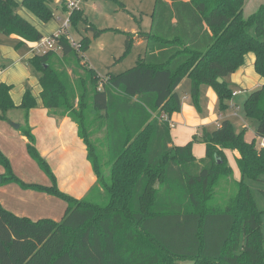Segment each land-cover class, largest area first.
Listing matches in <instances>:
<instances>
[{
	"label": "trees",
	"instance_id": "trees-1",
	"mask_svg": "<svg viewBox=\"0 0 264 264\" xmlns=\"http://www.w3.org/2000/svg\"><path fill=\"white\" fill-rule=\"evenodd\" d=\"M52 2L22 4L49 22L55 17ZM244 6L245 0H155L149 31H122L125 54L137 40L147 42L145 54L133 67L104 78L82 61L90 36L75 47L64 34L60 51L29 59L39 73L44 106L78 124L98 184L82 199L60 190L28 124L37 100L27 87L18 105L26 117L22 131L29 154L52 184L23 181L0 150L5 182L50 192L68 207L60 221L32 220L0 203V264H264V210L246 181H264V147L257 146V137L264 136V84L244 103L246 118L257 121L250 141L248 127L238 131L224 119L216 129L203 128L200 137L175 145L170 122L181 109L177 87L185 77L197 108L201 85L207 84L216 90L222 111L234 97L228 78L249 52L264 77V7L246 17ZM19 7L17 0H0V33L16 35L17 48L44 36ZM71 22L76 29L87 24L94 37L103 32L82 8L71 12ZM12 88L0 84L2 117L17 107ZM94 125L104 130L102 142L93 139ZM198 141L206 145L201 158L193 153ZM226 149L236 153L239 180Z\"/></svg>",
	"mask_w": 264,
	"mask_h": 264
},
{
	"label": "crops",
	"instance_id": "crops-1",
	"mask_svg": "<svg viewBox=\"0 0 264 264\" xmlns=\"http://www.w3.org/2000/svg\"><path fill=\"white\" fill-rule=\"evenodd\" d=\"M17 1L20 4L19 12L33 23L44 36L57 32L61 24L59 17H65L67 12L64 6L59 3V0H53L52 6L55 3L57 10L60 9L62 14L53 18L56 20L54 26L47 28L48 32H45L42 25L46 27L51 20L43 22L22 4L23 0ZM79 7L87 15L86 9L82 6ZM91 23L95 26L93 22ZM138 31L134 33L137 34ZM1 35L0 84L6 82L13 85L11 96L17 107L7 110L5 117L0 115V150L10 160L14 173L23 181L43 185L52 184L50 177L29 154L27 148L28 138L22 131L26 124V117L24 109L18 105L21 104L27 87H31L36 97L37 105L29 111L28 124L35 134L36 146L53 169L60 190L78 199L86 197L98 184V177L88 159L87 145L79 135L78 124L67 115L59 117L51 114L49 109L43 104L40 95L42 86L39 81V73L34 71L29 64V59L35 54L32 50L35 42H28L17 48L16 45L19 40L16 35L7 36L4 34L6 37ZM136 43H145V54L147 42L145 40H137L134 45ZM255 61V53L249 52L246 55L243 66L239 67L228 78L230 84L235 86L233 89L240 91L230 101L228 109L232 111V116L239 115L238 112L244 109L245 100L250 92L261 88L264 84V77L256 71ZM87 63L91 66L89 61ZM91 67L95 68L94 66ZM188 78L190 79V77H185L177 87V92L182 102L181 109L171 115V132L175 145H184L191 141L195 135L200 137L203 128L209 131L216 129L224 120L220 122L221 118L219 117L230 119L229 114L223 113L226 110H220L219 96L216 90L207 84L201 85L200 109L197 108L191 94L192 82L191 79L188 81ZM184 82H188V85L181 91L180 88ZM245 86L250 87L251 91L240 100L238 96L242 95L247 89ZM219 110L221 111L220 114ZM244 116L246 118V115ZM17 124L19 125L18 127L15 126ZM238 127H241V125ZM244 127L249 129L246 124H244ZM241 129L239 128L238 131ZM246 139L248 141L251 140L247 137ZM225 151L233 167L235 177H237L239 174H237L233 165L236 162V153L229 149ZM193 153L198 158L204 157L206 154L205 143L201 141L195 142ZM5 172L4 165L0 163V175L3 177V181L0 182V203L5 208L18 215L27 216L32 220L50 218L60 221L64 217L68 207L66 200L50 192L24 188L14 181L5 182L3 176ZM239 173L241 174L240 169Z\"/></svg>",
	"mask_w": 264,
	"mask_h": 264
},
{
	"label": "rangeland",
	"instance_id": "rangeland-1",
	"mask_svg": "<svg viewBox=\"0 0 264 264\" xmlns=\"http://www.w3.org/2000/svg\"><path fill=\"white\" fill-rule=\"evenodd\" d=\"M120 1L123 2L124 5L120 4L117 0H88L80 3V6L86 9L90 21L93 22L98 29H103L101 35L94 37L93 31L89 30L85 23H80L77 29L73 26L69 29V33L75 41L80 42L85 35L92 38L89 49L83 54L84 59H82V61L84 63L89 61L91 66H94L103 78L106 77L109 70H111L112 73L117 74L133 67L136 64L138 57L144 54L145 43H136L129 52L125 54L126 35L122 33V31L132 33L138 30L149 31L152 24V13L155 0ZM52 7L54 8L55 16L62 14L60 9L57 10L55 3H53ZM262 7H264V0H245L244 15L248 17ZM55 22L56 20L52 19L46 27L42 25L43 30L48 32L47 28L53 27ZM1 36L6 37L4 34ZM188 81H190L189 78ZM187 85L188 82H184L180 90L182 91ZM232 87L234 88L235 86L233 85ZM245 87L247 89H245L242 95L238 96L240 100L245 94L251 91L250 87ZM220 112L221 111L219 110V114ZM223 113L229 114V118L235 126H237V130L243 128L244 124L248 125L249 129L245 136L252 140L257 128L256 120L245 118L244 109L238 112L239 115L235 116L231 115L232 111L230 109H227ZM219 118H221V122L227 117ZM240 125L241 127H238ZM93 128V139H98L102 142L104 130L97 129V125H94ZM101 147L104 148L103 146ZM233 165L236 168L237 174H239L237 176L238 178L235 177L234 174V178L238 180L240 179L239 177H241V174L239 173L237 162L233 163ZM246 181L252 189L259 209L264 210V195L262 192V190H264V181L253 179H247ZM95 196L98 198V190H96Z\"/></svg>",
	"mask_w": 264,
	"mask_h": 264
},
{
	"label": "built area",
	"instance_id": "built-area-1",
	"mask_svg": "<svg viewBox=\"0 0 264 264\" xmlns=\"http://www.w3.org/2000/svg\"><path fill=\"white\" fill-rule=\"evenodd\" d=\"M84 0H59V3L66 7V16L65 17H59V20L61 21L60 28L57 30V32L49 35V36H43L40 40L35 42V45L32 46V50L34 53H46L49 50H56L60 51L62 49V46L59 44V38L62 35H67L68 39L74 45L75 47L80 46V42L75 41L71 35H70V28L72 26L71 22V12L76 9L80 8V3ZM238 92L237 90H234L233 94L236 95ZM168 118L167 116H165ZM171 122V120H170ZM220 125V124H219ZM257 146L258 147H264V136H258L257 137Z\"/></svg>",
	"mask_w": 264,
	"mask_h": 264
},
{
	"label": "water",
	"instance_id": "water-1",
	"mask_svg": "<svg viewBox=\"0 0 264 264\" xmlns=\"http://www.w3.org/2000/svg\"><path fill=\"white\" fill-rule=\"evenodd\" d=\"M219 80H220V81H223L221 78H219ZM15 126L18 127L19 125L17 124V125H15ZM2 181H3V177L0 175V182H2Z\"/></svg>",
	"mask_w": 264,
	"mask_h": 264
}]
</instances>
